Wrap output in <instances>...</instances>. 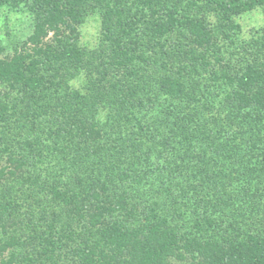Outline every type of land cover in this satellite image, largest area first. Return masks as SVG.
<instances>
[{
  "label": "trees",
  "instance_id": "16d2710c",
  "mask_svg": "<svg viewBox=\"0 0 264 264\" xmlns=\"http://www.w3.org/2000/svg\"><path fill=\"white\" fill-rule=\"evenodd\" d=\"M258 7L0 0V264H264Z\"/></svg>",
  "mask_w": 264,
  "mask_h": 264
},
{
  "label": "rangeland",
  "instance_id": "374dc122",
  "mask_svg": "<svg viewBox=\"0 0 264 264\" xmlns=\"http://www.w3.org/2000/svg\"><path fill=\"white\" fill-rule=\"evenodd\" d=\"M236 21L242 26V36L249 37L252 31L264 26V9L258 7L252 11L236 16ZM33 20L28 13L0 9V43L6 46L7 52L11 49L12 42L16 43L25 39L31 32ZM83 40L94 43L98 33L97 17L88 18L83 26ZM183 264L182 262H176Z\"/></svg>",
  "mask_w": 264,
  "mask_h": 264
}]
</instances>
